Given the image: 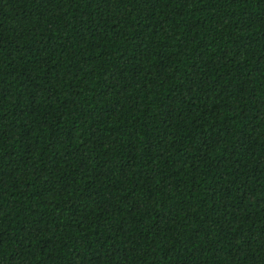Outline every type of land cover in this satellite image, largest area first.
Segmentation results:
<instances>
[{
	"label": "trees",
	"instance_id": "trees-1",
	"mask_svg": "<svg viewBox=\"0 0 264 264\" xmlns=\"http://www.w3.org/2000/svg\"><path fill=\"white\" fill-rule=\"evenodd\" d=\"M0 264H264V0H0Z\"/></svg>",
	"mask_w": 264,
	"mask_h": 264
}]
</instances>
